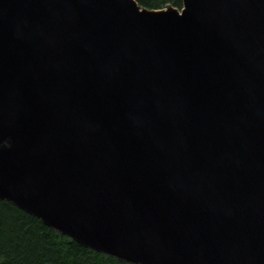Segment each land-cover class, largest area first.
Returning <instances> with one entry per match:
<instances>
[{"label":"water","instance_id":"95a60500","mask_svg":"<svg viewBox=\"0 0 264 264\" xmlns=\"http://www.w3.org/2000/svg\"><path fill=\"white\" fill-rule=\"evenodd\" d=\"M0 201L131 264H264V0H0Z\"/></svg>","mask_w":264,"mask_h":264},{"label":"trees","instance_id":"16d2710c","mask_svg":"<svg viewBox=\"0 0 264 264\" xmlns=\"http://www.w3.org/2000/svg\"><path fill=\"white\" fill-rule=\"evenodd\" d=\"M141 7L181 9L182 0H135ZM0 264H131L85 248L7 201H0Z\"/></svg>","mask_w":264,"mask_h":264}]
</instances>
